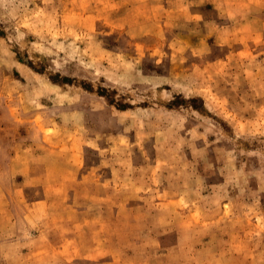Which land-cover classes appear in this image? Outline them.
<instances>
[{
	"label": "rangeland",
	"instance_id": "374dc122",
	"mask_svg": "<svg viewBox=\"0 0 264 264\" xmlns=\"http://www.w3.org/2000/svg\"><path fill=\"white\" fill-rule=\"evenodd\" d=\"M0 264H264V0H0Z\"/></svg>",
	"mask_w": 264,
	"mask_h": 264
}]
</instances>
